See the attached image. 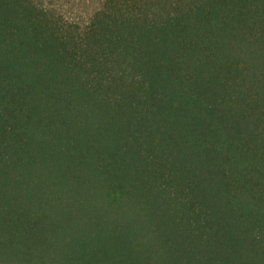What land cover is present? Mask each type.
<instances>
[{
  "label": "trees",
  "instance_id": "obj_1",
  "mask_svg": "<svg viewBox=\"0 0 264 264\" xmlns=\"http://www.w3.org/2000/svg\"><path fill=\"white\" fill-rule=\"evenodd\" d=\"M0 0V264H264V0Z\"/></svg>",
  "mask_w": 264,
  "mask_h": 264
},
{
  "label": "rangeland",
  "instance_id": "obj_2",
  "mask_svg": "<svg viewBox=\"0 0 264 264\" xmlns=\"http://www.w3.org/2000/svg\"><path fill=\"white\" fill-rule=\"evenodd\" d=\"M44 8L62 15L70 22L84 24L99 7L97 0H36Z\"/></svg>",
  "mask_w": 264,
  "mask_h": 264
}]
</instances>
